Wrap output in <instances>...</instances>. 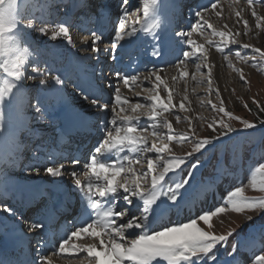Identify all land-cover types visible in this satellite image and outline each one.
Listing matches in <instances>:
<instances>
[{"label":"snow or ice","instance_id":"snow-or-ice-1","mask_svg":"<svg viewBox=\"0 0 264 264\" xmlns=\"http://www.w3.org/2000/svg\"><path fill=\"white\" fill-rule=\"evenodd\" d=\"M246 4L255 27L264 28V15L255 8L256 4L264 6V0H246ZM182 9L179 0H0V145L7 158L19 149L17 133L35 137V143L25 145L26 150L31 149L25 170L35 177H48L53 185L30 190L33 198L39 197L37 213L43 209V218H25L0 199L3 218H14V230L30 236V247L18 255L0 251V264H56L54 258L76 264H264V223L257 224V218L264 221V197L246 196L242 183L219 191L217 181L223 182L233 161L221 167L217 156L213 174L192 183L202 167L201 157L225 138L232 139L231 134H241L232 121L240 123L243 130L264 133V119L253 123L226 108L220 90L214 89L212 69L216 65L210 62L211 50L248 84L243 68L234 60L264 72V49L241 43L237 39L240 31H233L227 23L217 28L210 22L213 15L217 21L229 19L223 15L220 0L189 9L195 22L187 30L174 27ZM242 12V8L234 12L236 23H243L244 35H248L249 23ZM85 22L91 27L84 28ZM109 24L112 31L105 40ZM73 28L86 35L79 47ZM194 35L205 42H198ZM137 40L145 42L142 51L129 52ZM50 43L53 47H48ZM174 44L182 47L169 65L177 73L170 84L156 62L168 55ZM101 52L113 64L122 58L118 53L128 55L132 71L93 66V82L85 85L74 80V65L84 60L99 63ZM140 56L147 59L142 62ZM189 61L195 73L206 74L208 93L219 100L218 104L207 101L215 113L211 120L199 117L197 121L216 133L213 137L198 136L187 116L183 119L189 132L174 129V122L182 121L175 110H190L187 90L174 103V85H187L189 76L201 82L196 74H190ZM69 83L74 84L73 95L83 101L86 110L83 105L81 111L67 107L64 97ZM122 87L134 93L135 102ZM254 103L264 112V106L255 99ZM29 111L31 122L26 118ZM85 111L96 117L93 126L102 134L97 145L86 160L56 156L59 140L86 125ZM185 143H191V150L177 155L174 147ZM250 171V187L264 193V162ZM169 173L180 179L173 180ZM217 196L219 203L194 217L159 223L165 212L181 204L192 208ZM73 200L79 211L67 221L71 227L57 238L50 231L51 219L59 209L71 207ZM229 212L244 215L246 231H215L214 219L223 224L221 217ZM230 237L235 238L231 246Z\"/></svg>","mask_w":264,"mask_h":264},{"label":"rangeland","instance_id":"rangeland-1","mask_svg":"<svg viewBox=\"0 0 264 264\" xmlns=\"http://www.w3.org/2000/svg\"><path fill=\"white\" fill-rule=\"evenodd\" d=\"M224 1L228 3L223 5L224 7L222 6V10L225 9L227 13L229 12L227 14L228 16H226L229 17L230 19L229 22L233 23L236 21L234 20L236 18L234 15L235 12L234 5L237 8L239 9L242 8L244 10L242 12L243 19H246L248 21L249 19H251V21L253 22L254 33L250 34L248 32V35H244L243 23L240 24H237L236 22L233 23L234 25L238 26L236 30H239L241 33V35L237 39L241 43H248L256 47H260L261 49H264V28L257 29L255 27L256 22L254 18H252L251 16V10L248 8L246 4V0H238V2H235V0H224ZM41 2H44V0H41ZM179 2L183 5V9H182V13L178 16L179 18L177 17L174 26L178 27V29H181L180 27L181 22L183 21V19L188 17L189 9L193 8L195 0H179ZM113 3H115V0L113 1ZM255 8L258 11V13L260 11L262 12L261 15H264V6H261L260 4H256ZM24 22L26 23L27 21ZM223 24L224 23L221 20H219V21H215L214 26H216L217 28H221ZM86 25L88 24L86 23ZM250 27L251 26L249 23V30ZM107 30L108 32H106V36L107 39H110V34L112 31L111 24H109ZM199 38L201 39V41H204L203 37L199 36ZM42 39H47V38L44 37ZM48 47H53V45L50 43ZM232 47L236 48L239 47V45H234ZM243 51L248 52L250 50H243ZM191 63L192 62L189 61L190 65ZM234 63L236 64L237 67L243 68L245 76L247 77L249 83L244 84L243 82H241L238 74H236L231 69H229L226 66V62H224L223 63V71L225 70L224 73L229 74L233 78H231L230 76L227 77L226 78L227 80L221 83V85L215 83L214 89L218 88L220 90V94L224 100L226 108L232 111L234 115L240 116L244 119H247L253 123L258 124L260 119H264V112L259 111L257 104L254 103V99L255 101L259 102V105L264 106V72L258 71L256 68H253L250 64L249 65L241 64L239 61L236 60H234ZM57 65L60 64L58 63ZM165 69L166 67H164L163 70ZM205 72L206 71H204L203 73ZM170 73H172V75H175V69L173 67L167 69V74L164 75L168 77ZM75 75L76 73H73V77ZM199 81L201 82L200 83L195 82V84L192 85L194 91H196L197 93V95L195 96L196 100H198L196 102L198 105V107H196L197 109H195L194 112L192 113L190 111L185 113V112H180L179 109L177 108L175 111H177L179 115L182 117V121L180 124H175V122L173 121L174 129L177 132H189L187 121L183 119L184 117L187 116L192 119L193 126L197 129L196 134L198 136H200L201 138L213 137L216 135V133L212 132L210 129H207L205 124L198 123L197 121L199 117H204L205 120H211L215 116V113L210 109V106L208 105L207 101L211 99L214 103L218 104L219 100L215 95H210L208 93L207 84L204 78L203 80L201 78ZM31 83H32L31 81L27 82L28 85H31ZM180 88L179 91L181 94H183L184 93L183 86H181ZM28 90L30 91V89ZM201 102H203L204 105L203 107H201ZM245 104H247L248 106L247 108H245L244 106ZM67 107L70 109L69 105H67ZM248 109H251V111H249ZM30 113H31L30 111L26 112V118L29 122H31ZM231 123L234 128H236L237 130H241V134L240 135H236L235 133L231 134L232 139L228 140L225 138V142L222 144H218L215 150L206 152L205 155L201 157L202 167L200 168L199 171L196 172L195 180L192 181V183L195 184L201 180L207 179L210 175H212L213 166L217 163V156H219L221 158V167H223V164L226 161L228 160L233 161V166L229 169V174L227 175V177L223 180V182L217 181L219 185V191L223 192L225 189H228L230 187H235L242 183L245 186L246 196L252 198L264 197V193L259 191H254L250 187V177L252 174L250 169L254 170V167L258 165V163L264 162V139H262V135H264V133H262L261 130H243L242 125L236 121H232ZM24 137L26 138V136ZM17 138H23L21 136V133H17ZM19 140L20 139H17L18 143L23 142ZM30 140H34V139L30 138ZM191 147H192L191 143L177 145L174 147V152L177 155H184L185 152L191 150ZM3 149H5V147L3 145H0V154L4 152L2 151ZM19 153H21L23 159L25 158L26 161H29V157H26L25 154L30 156L31 152L23 153L22 151H19L17 153L14 152L13 155H17ZM150 155H154V154H150ZM237 160L242 161V163L237 162ZM186 174L187 173L185 172L184 175ZM14 184L15 182L9 176L2 177V175H0V192L2 190H7V189L9 190ZM217 203H219V196H217L215 200L209 198L203 204H200L198 202L195 205V207L192 208H186L184 207L183 204H181L180 208H174L170 210L169 215L174 214L177 218H179L177 221L174 222L184 221L190 217H194L201 210H208L210 207H214ZM221 219H223L224 221L223 224L220 223V220L214 219L215 231L217 233L227 232L230 228L236 229L237 232H240L242 228L245 229L246 231L245 217L243 214H236L229 212L225 216L221 217ZM259 223H264V221H261L259 220V218H257V224ZM234 237L229 238V246H231V244L235 242Z\"/></svg>","mask_w":264,"mask_h":264},{"label":"bare ground","instance_id":"bare-ground-1","mask_svg":"<svg viewBox=\"0 0 264 264\" xmlns=\"http://www.w3.org/2000/svg\"><path fill=\"white\" fill-rule=\"evenodd\" d=\"M182 3H183V1H182ZM194 3H195L194 4L195 6H193V8H192L193 10H195L198 5L208 3V0H198V1L195 0ZM227 3L224 0H220L221 7ZM236 10H239V8H237L234 5V11H236ZM225 12H226V10L223 9V15L226 17V16H228L227 14L229 12L228 13L227 12L225 13ZM259 13L262 14V12H260V11H259ZM214 20L217 21V19L213 15L210 17V22L215 24ZM234 20H236V18ZM221 21L223 23H227L232 28L233 31H235L238 27L237 25L233 24L236 21L233 23L229 22L230 19L225 20V21H224V19H221ZM249 21L248 22L250 23V26H251L249 33L252 34V33H254L253 22L251 21V19H249ZM194 22H195V17L188 15V17L183 19L180 27H181V29L186 30ZM86 23L87 22H85L83 25L84 28L87 29V28L91 27L89 25H86ZM72 34H73V39L77 44V47H79L80 41L82 39L86 38L85 33H83V32L77 33L76 29L73 28ZM194 39H196L198 42H201V43L205 42V41H201L199 36L194 35ZM105 40H107V37H105ZM144 45H145L144 41L137 40L132 45V47L129 49V52H131V53L140 52V51H142ZM179 46L180 45L174 44L173 50L170 51L168 55H166L165 57H163L162 59H160L159 61L156 62L157 68L164 69V67H166V69L163 70V74H165V75L167 74V69L170 68L169 65L173 64L175 62V60L177 59V56L179 55V49H180ZM100 47L104 48L105 44H101ZM119 54L121 55L122 58H121L120 62L115 63V64H113L111 61L105 60V58L102 59L103 63H101V59H100L99 63H96L95 61L90 62L88 60H84L82 62L75 64L73 67V73H76V75L73 77V79L74 80L78 79V81L80 83L85 84V85H87L89 82H93L95 80V76L92 73V67L93 66H95L97 69H99L101 67H104L105 69L116 68V69H123V70L131 72L132 68L129 67V63H130L129 56L124 55L122 52ZM81 55H87V54L81 53ZM125 59H126V61H125ZM139 59L143 62L147 58L144 56H140ZM210 62H213L216 65L212 69L213 81H216V82H214V84L216 83L218 85L219 84L221 85V83L225 82L227 80L226 78L229 77L230 75L224 73L225 70L223 71V66H221L224 63L222 60V57L219 54L215 53V51L213 49L211 50ZM57 66L59 67L60 65H57ZM148 67L151 68L152 64H149ZM188 70H189L190 74H194L195 69L192 66V63H191V65L189 64ZM203 70L204 69H202V73L204 71H206V70H204V71ZM141 71H143L142 65H141ZM143 74H146V73H143ZM175 74H177L176 70H175ZM195 74L197 75V80H200L201 78L203 80V78H204L206 81V79H207L206 75L202 76L200 73H195ZM171 76H172V73H170L167 77L170 84L172 83ZM231 78H233V77H231ZM231 78H229V79H231ZM187 80H188L187 85L184 84L183 82H177L174 85L175 93H177V94H174V103H178V101L183 97L185 90H187L190 103L186 104V106L189 107V109H190L189 111L192 113V112H194L195 109H197L196 107H198V105L196 103L198 100H196V98H195L197 93H196V91H194V89L192 87V85L195 84V81H192L190 76L187 78ZM146 86H150V85H146ZM181 86H183V89H184L183 94H181L179 91V88ZM73 89H74V84L69 83L67 85L66 90H65V97H64L65 103H66V105H69L70 110L81 111V106L83 105V101L74 97ZM122 91H124L125 94L130 95L133 99V102H135L136 97H135L134 93L128 92V90L124 89L123 87H122ZM136 91H142V90L136 89ZM143 94H145V93L142 92V95ZM161 95H165V93L162 92ZM83 108L86 110L87 106L83 105ZM85 116H86V121H87L85 126L81 127L79 129V131H74L70 137H64V138L59 140V144H58V147H57V150L55 153L56 156H58V157L59 156H76V157H80L82 160H86L87 154H84L85 153L84 150L80 149L83 146L82 140H86V142L88 141L89 135H88L86 129L91 128V130L94 131L95 133H99V134H101V133L93 126V122L96 120V117L87 111H85ZM143 122L144 121L142 120L141 123H143ZM84 131H86V132H84ZM29 137L31 139H35V137H31V136H29ZM79 139L81 140V142L79 141ZM22 143L23 142L19 143V150L23 149L24 145ZM90 145L92 147H95L94 143L90 144ZM2 151H4V152L0 154V175H2V177L9 176L15 182V184L12 185V187L9 190L8 189L2 190L0 192V199H3L4 201H7L8 203L12 204L13 207H15L19 212L23 213L25 218H33V219L43 218V209H41L40 213L38 214L37 213V208H38L37 206H35L33 209L34 213L30 212V214H27V209H29V207H31L37 200H39L38 196L33 198V195L30 192V190L33 189L35 186H39L41 189H48V188H52L53 185H51L48 182V177H46V176L41 178V177H35L32 175H29L25 170V166L29 163V161H26L25 158L23 159L21 153H19L17 155L12 154L6 158L4 155L6 149H3ZM22 152H23V150H22ZM27 152L30 153L31 150H28ZM19 155H21V156H19ZM25 156L30 157L31 155L29 156V155L25 154ZM169 176H171L173 180H177L180 178L179 176H173V174H171ZM7 184H9V183H7ZM51 206H52V202H49V207H51ZM71 209H72V211H71ZM78 211H79V206L77 205L75 200H73L71 207H63V208L59 209L53 215V217L51 219L50 231L52 233H55L57 238L60 236H63L66 233V231L71 227V225H69L67 223V221L72 220ZM62 213H66V214L63 216H60ZM169 213H170V211L165 212L160 217L159 223L167 224L170 221L174 222V221H177L179 219L174 214L169 215ZM67 215H68V217H67ZM3 217H4V214L0 213V251H4V252L8 253L9 255H13V256L18 255L20 253V251L30 247V245L28 243L30 236H26V235L21 234L18 229L14 230V228H15L14 218L9 217V218L4 219ZM58 220H60L59 223H57ZM54 260H55L56 264H76L75 261H70L67 259L60 260L58 258H54Z\"/></svg>","mask_w":264,"mask_h":264}]
</instances>
